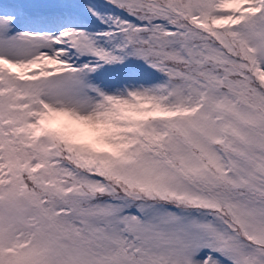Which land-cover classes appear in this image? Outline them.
<instances>
[{
	"label": "snow or ice",
	"instance_id": "snow-or-ice-1",
	"mask_svg": "<svg viewBox=\"0 0 264 264\" xmlns=\"http://www.w3.org/2000/svg\"><path fill=\"white\" fill-rule=\"evenodd\" d=\"M0 264H264V0H0Z\"/></svg>",
	"mask_w": 264,
	"mask_h": 264
}]
</instances>
